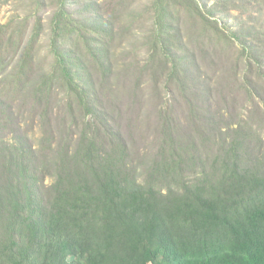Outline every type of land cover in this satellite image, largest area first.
I'll return each mask as SVG.
<instances>
[{
	"label": "trees",
	"instance_id": "trees-1",
	"mask_svg": "<svg viewBox=\"0 0 264 264\" xmlns=\"http://www.w3.org/2000/svg\"><path fill=\"white\" fill-rule=\"evenodd\" d=\"M150 10L149 63L162 53L163 88L176 85L185 97V72L165 51L171 13H187L216 41L232 40L195 0H154ZM69 18L60 0L48 28L51 70L31 93L45 116L50 88L61 82L67 133L58 141L43 123L35 149L0 147V264H264V110L258 124L242 109L233 121L205 123L182 137L173 114L163 109L156 148L143 156L138 172L61 50L59 34ZM29 45L20 54V77L7 84L15 93L11 103L29 72ZM242 47L247 57L239 59L234 77L246 102L257 106L264 66L255 48ZM188 107L195 115V106ZM6 109L0 112L2 133L14 123ZM45 175L51 182L40 187Z\"/></svg>",
	"mask_w": 264,
	"mask_h": 264
},
{
	"label": "rangeland",
	"instance_id": "rangeland-1",
	"mask_svg": "<svg viewBox=\"0 0 264 264\" xmlns=\"http://www.w3.org/2000/svg\"><path fill=\"white\" fill-rule=\"evenodd\" d=\"M63 1L70 18L59 34L61 50L70 57L75 81L89 90L92 107L126 143L138 172L143 156L156 148L155 133L163 109L173 114L182 137L205 123L233 121L242 109H247L255 124L261 122L264 91L259 102L254 93L257 106L246 102L234 73L239 59L247 57L245 53L242 56V46L255 48L264 66V0H195L230 36L232 44L202 32L201 24L187 13H171L167 24L172 30L165 51L178 59L185 72L189 84L185 97L176 85L163 88L167 69L163 54H157L151 64L148 60L153 52L154 16L150 9L154 0ZM59 5L60 0H0V112L7 108L5 112L14 118V123L0 131V147L8 151L12 145L35 149L44 135L43 123L49 124L47 133L58 141L67 133L69 109L61 82L50 88L45 116L43 104L31 95L51 70L48 28ZM89 29L96 34H90ZM89 42L93 44L85 45ZM27 45L32 54L25 70L29 72L20 79L21 92L11 103L15 93L7 84L20 77V54ZM190 104L195 106V115ZM41 181L40 187L49 186L50 175Z\"/></svg>",
	"mask_w": 264,
	"mask_h": 264
}]
</instances>
